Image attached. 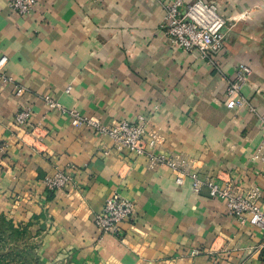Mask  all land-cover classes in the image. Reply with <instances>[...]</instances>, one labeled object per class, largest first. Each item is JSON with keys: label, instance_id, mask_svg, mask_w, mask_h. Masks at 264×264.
<instances>
[{"label": "crops", "instance_id": "1", "mask_svg": "<svg viewBox=\"0 0 264 264\" xmlns=\"http://www.w3.org/2000/svg\"><path fill=\"white\" fill-rule=\"evenodd\" d=\"M171 1L39 0L19 14L0 0V57L15 79L0 80V214L30 224L47 264H264V230L242 225L208 187L178 185L168 166L44 103L50 94L105 124L144 116L155 151L188 156L201 178L259 187L264 209V0H204L237 19L213 61L170 45ZM241 63L252 68L245 104L229 108ZM29 106L26 132L14 117ZM58 170L73 181L54 192L45 181ZM115 192L135 215L102 234L94 217Z\"/></svg>", "mask_w": 264, "mask_h": 264}, {"label": "built area", "instance_id": "2", "mask_svg": "<svg viewBox=\"0 0 264 264\" xmlns=\"http://www.w3.org/2000/svg\"><path fill=\"white\" fill-rule=\"evenodd\" d=\"M95 2L101 0H93ZM10 7L19 14H28L37 9L39 0H10ZM168 22L163 25L170 45L182 48L186 51L197 49L204 59L213 61V55L222 51L225 47L226 29L232 19L219 10L216 3L204 0H172L166 3ZM8 61L7 55L0 57V80L14 82V77L4 71ZM252 68L246 63H241L236 69L235 78L228 82L227 106L229 108L241 107L245 104L241 97V90L247 83ZM71 86L66 91L70 92ZM27 89L17 87L16 95L22 96ZM48 109H55L71 117L75 125H88L93 131L101 135L110 136L118 149L127 148L138 155L147 157L150 164L168 166L176 174V183L183 185L186 179H191L195 192L203 187L209 188L212 197H219L226 202L228 213L234 216L242 225L250 224L264 230V209L259 204L262 191L259 187L243 189L232 180H212L201 178L196 171L191 169V161L188 156L155 151L160 139L157 135H147L145 129V117L139 116L140 122L121 120L111 124L102 123L91 117L81 115L76 109L66 108L60 101L48 94L43 97ZM158 108V106H156ZM251 111L255 108L250 106ZM32 108H22L16 112L14 123L22 130L32 126ZM264 130V115L261 120ZM7 149L6 145H0V155ZM73 181L71 172L58 170L46 178V185L51 191H63ZM135 203L115 192L105 201L103 209L94 217V223L102 234L116 233L118 226L124 221H129L135 215Z\"/></svg>", "mask_w": 264, "mask_h": 264}, {"label": "rangeland", "instance_id": "3", "mask_svg": "<svg viewBox=\"0 0 264 264\" xmlns=\"http://www.w3.org/2000/svg\"><path fill=\"white\" fill-rule=\"evenodd\" d=\"M29 223L0 219V264H47Z\"/></svg>", "mask_w": 264, "mask_h": 264}, {"label": "trees", "instance_id": "4", "mask_svg": "<svg viewBox=\"0 0 264 264\" xmlns=\"http://www.w3.org/2000/svg\"><path fill=\"white\" fill-rule=\"evenodd\" d=\"M0 219H2L3 221L6 220H11L10 218H8L5 214H0ZM12 221V220H11ZM13 222V221H12Z\"/></svg>", "mask_w": 264, "mask_h": 264}, {"label": "bare ground", "instance_id": "5", "mask_svg": "<svg viewBox=\"0 0 264 264\" xmlns=\"http://www.w3.org/2000/svg\"><path fill=\"white\" fill-rule=\"evenodd\" d=\"M235 18H236V17H234V18L232 17V19H235Z\"/></svg>", "mask_w": 264, "mask_h": 264}]
</instances>
